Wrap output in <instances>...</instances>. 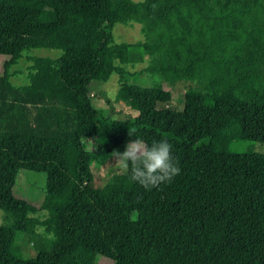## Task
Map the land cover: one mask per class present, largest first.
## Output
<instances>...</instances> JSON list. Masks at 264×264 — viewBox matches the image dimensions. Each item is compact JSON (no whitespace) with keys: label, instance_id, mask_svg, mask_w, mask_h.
I'll return each instance as SVG.
<instances>
[{"label":"trees","instance_id":"trees-1","mask_svg":"<svg viewBox=\"0 0 264 264\" xmlns=\"http://www.w3.org/2000/svg\"><path fill=\"white\" fill-rule=\"evenodd\" d=\"M253 5L0 0V264H264V154L238 146L264 144V86L239 53ZM117 25H137L141 39L118 46ZM254 29L264 46V13ZM114 49L168 82L200 73L224 92L174 109L167 91L131 84L135 115L100 114L92 84L117 74L126 85ZM136 137L166 139L181 173L152 191L127 171L93 188L92 152L122 153ZM21 172L47 177L39 206L14 194Z\"/></svg>","mask_w":264,"mask_h":264},{"label":"rangeland","instance_id":"rangeland-1","mask_svg":"<svg viewBox=\"0 0 264 264\" xmlns=\"http://www.w3.org/2000/svg\"><path fill=\"white\" fill-rule=\"evenodd\" d=\"M126 4H134L142 0H121ZM264 5V0H256V5H253L252 10L256 16H252L245 21L243 26L245 33L249 32L251 37L244 38V47L239 49L241 55L247 56L243 58L248 62L249 74L253 83L264 86V46L259 43V36L256 32L262 31L263 13L264 10L256 11V6ZM114 42L119 46L125 43L132 44L141 39L139 27L137 25L125 26L117 25L114 28ZM248 40H253L254 45H248ZM246 45V46H245ZM249 48V50H247ZM247 50V51H246ZM114 51V52H113ZM118 50L114 49L110 55L118 56ZM43 55H50L48 51H39ZM115 53V54H113ZM36 54V53H35ZM114 64L122 72L125 80V86H120L118 83V75L114 74L108 78L105 84H92L90 87L91 99L93 104L98 108L100 114L111 112L114 118L123 120L135 115L134 107L126 93V87L131 84H137L145 87H156L170 94L169 106L174 109H180L182 103L186 99H191L196 103H205L214 105L221 98L224 92V84L210 86L209 81L200 73L194 75H181L175 78L172 82L166 81L159 73L144 72L143 69L146 63H130L126 62L124 54H120L115 59ZM148 65V64H147ZM23 68V66H22ZM226 82H231L230 79H225ZM109 102L110 104H107ZM244 152H258L264 154V144H252L251 142H242L238 145ZM89 150L90 146L86 145ZM93 151V150H92ZM89 171L92 178V187L100 189L104 185L110 183L115 175L124 174L126 171L119 164L115 155L102 156L92 152L89 161ZM47 182V177L42 173L21 172L15 180L14 194L35 206H39L43 200L44 185ZM69 196L67 189L62 190L61 195L56 198L60 202L63 198ZM2 214L0 213V223ZM41 233L40 230H38ZM17 247L22 255H31L32 249L27 240L20 239Z\"/></svg>","mask_w":264,"mask_h":264},{"label":"clouds","instance_id":"clouds-1","mask_svg":"<svg viewBox=\"0 0 264 264\" xmlns=\"http://www.w3.org/2000/svg\"><path fill=\"white\" fill-rule=\"evenodd\" d=\"M113 153L122 168L130 173L129 179L145 191L169 185L181 173L178 158L173 155V145L166 139L153 140L149 144L141 137L132 138L122 153Z\"/></svg>","mask_w":264,"mask_h":264}]
</instances>
